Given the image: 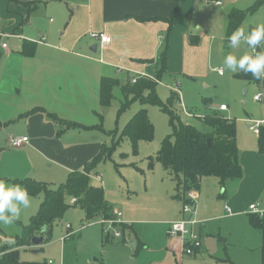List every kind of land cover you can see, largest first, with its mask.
Returning <instances> with one entry per match:
<instances>
[{
	"label": "crops",
	"instance_id": "1",
	"mask_svg": "<svg viewBox=\"0 0 264 264\" xmlns=\"http://www.w3.org/2000/svg\"><path fill=\"white\" fill-rule=\"evenodd\" d=\"M226 1L216 6L211 0H0V180L13 184L33 180L57 190L70 174L85 170L109 146L105 131L100 129L107 109L100 101L102 79L116 78L123 86L131 75L146 73L155 78L164 53L167 64L163 77L174 81L177 76L192 77L210 45L209 32L219 37L225 32L227 35L231 12L242 10L239 7L249 0H229L234 4L229 12L219 9ZM101 32L112 38V44L103 51L98 46L93 52L98 42L91 33ZM3 44L8 45L6 49ZM174 89L175 86L171 91ZM121 96L122 102V91ZM220 106L207 105L206 109L212 115L228 111H220ZM59 121L82 127L68 129ZM14 137H28L29 142L13 148L9 141ZM100 165L90 173L91 183L93 180V186L104 190L109 214L121 212L123 221L114 230L121 232L122 238L104 232L103 244L115 241L130 245L109 248L102 257L86 264H183L188 256H181L180 241L167 237L170 224L183 219L178 207L171 204L172 213L162 214L161 223L160 218L143 219L149 214L130 207L135 191L110 187L107 177L97 171ZM169 175L174 193L167 198L175 203L176 182ZM257 178L263 182V178ZM238 180L242 185L246 181L244 176ZM113 192L117 199L109 197ZM197 192L200 195V189ZM31 197L32 207L21 213L28 224L45 198L44 194ZM72 200L66 198L71 207L79 206L71 204ZM234 200L229 198L225 211L231 216L246 214L247 207ZM83 213L89 221L85 210ZM210 214L199 210L197 221L209 220ZM97 217L100 221L108 219L99 215L94 218ZM203 225L200 222L195 230L201 232ZM52 231L53 227L50 234ZM47 232L48 229L36 237L45 240ZM20 247L4 245L0 237V250L10 252Z\"/></svg>",
	"mask_w": 264,
	"mask_h": 264
},
{
	"label": "rangeland",
	"instance_id": "2",
	"mask_svg": "<svg viewBox=\"0 0 264 264\" xmlns=\"http://www.w3.org/2000/svg\"><path fill=\"white\" fill-rule=\"evenodd\" d=\"M252 4L253 2L249 0L239 8L247 10ZM233 8L234 4L227 0L219 9L229 12ZM261 24H264V7L254 14H249L240 28L247 35L252 28ZM209 34L210 45L205 49L201 66L196 68V73L192 77L177 76V81L165 76L157 85L156 93L167 103L172 88L177 87L178 103L174 107L175 114L183 123L201 131L207 129L202 122L203 117L214 114L206 109L207 105L214 108H219L221 104L226 105L228 111L220 113V116L223 115L225 119H230L237 125L238 147L246 181L242 185L241 181L232 180L222 186L217 177L202 178L195 218L197 220L199 210L205 215L211 213L209 216L215 218L208 216L209 220L199 221L204 223L202 231L200 232L198 228L196 231L201 236L203 249L195 256L185 257L183 264H264V229L253 227L248 215L255 213L249 210L250 204L253 203L261 212L258 215L264 216V154H260L258 150V134L250 130L251 123L254 125L263 123L264 127V85L237 78L241 71L233 73L224 69L223 61L226 55L233 54L237 57L251 55L254 48H250L242 41L238 48L232 49L228 47L229 33L226 35L225 32L223 37H219L215 32ZM255 49L257 54L264 52V48ZM219 69L224 71V76L219 75L217 72ZM115 95L114 102L104 110L100 122L112 154L97 171H100L103 177H107L110 187H115L116 191L124 189L128 192V188L135 191L132 195L134 201L130 207L136 212L149 214L142 217L143 219L160 218L161 223L162 214L168 216L172 213L171 204L177 206L181 213L184 205L182 202L174 203L173 199L167 198L171 192V196L174 193V183L162 163L155 160L151 165L149 160L150 157L157 155L164 140L173 133L170 116L159 106H143L140 101L134 102L126 112L120 114L122 99L120 89L115 90ZM256 96H262V100L255 101ZM141 109L148 111L150 121L154 125V137L151 141L140 142L138 150L135 151L129 139L120 141V137L127 123ZM257 176L263 178L262 183L258 181ZM92 184L94 185L93 180ZM109 197L117 199L115 198L117 193H109ZM229 198H234V201H238L249 211L246 210V214L229 215L225 211ZM25 217L21 216L12 225L0 226V237L4 240V245L17 247L24 237L20 223L28 224ZM88 223L93 225L88 226ZM100 223V217L85 220L81 207L73 206L54 223L52 233L45 234L41 247L34 248L32 244L18 248L20 261L32 264H49V261L54 264H86L88 260L93 261L95 257H102L103 252L109 248L130 245L114 241L105 246L102 235H105L104 231L108 226H103V231ZM114 228L115 231L118 230L117 226ZM70 235L73 237H69ZM34 251L38 253L34 254Z\"/></svg>",
	"mask_w": 264,
	"mask_h": 264
},
{
	"label": "trees",
	"instance_id": "3",
	"mask_svg": "<svg viewBox=\"0 0 264 264\" xmlns=\"http://www.w3.org/2000/svg\"><path fill=\"white\" fill-rule=\"evenodd\" d=\"M263 7L264 0H255L247 10H234L229 16V36L240 28L241 23L249 14H254ZM166 64V53H164L158 63L159 70L156 77L154 79L141 77L135 84H132L131 78L126 85L122 86L121 80L104 77L101 81L100 101L104 108L110 107L115 99V89L121 88L124 100L121 102L120 114L126 112L134 102L140 101L143 106H159L170 116L173 133L164 140L157 155L150 157L149 160L151 165L155 160L159 161L173 176L177 191L175 199L186 204L188 203L187 193L192 189L199 190L203 177H217L222 186L232 180L242 178L237 125L220 115H210L202 119L207 128L205 131L183 123L174 111L178 103L177 92L171 91V97L167 103L163 102L156 93V87L165 73ZM236 77L264 85V79L256 80L250 73L241 72ZM51 117L57 120L55 116ZM59 122L65 124L68 129L82 127L76 123ZM100 129H102L101 126ZM153 137L154 125L150 121L148 111L141 109L125 126L120 141L125 138L129 139L134 150L137 151L140 142L151 141ZM258 137L259 151L264 154V127L261 128ZM111 151V148L105 147L92 162L87 164L85 170L70 174L67 182L57 190H51L47 185L33 180L18 182L27 189L30 196L44 194L45 198L39 212L31 218L28 225L22 226L24 237L17 247L31 246L32 239L41 234L44 228L48 229L47 234H50L54 223L71 208L66 201L67 197L77 200L75 205L85 210L88 220L97 215L106 218L113 216L109 214L110 209L105 202L104 190L93 186L90 178V173L96 167L111 158ZM250 222L256 229H264V218L258 214H251ZM0 253L3 254L0 264H22L18 250L8 252L2 249Z\"/></svg>",
	"mask_w": 264,
	"mask_h": 264
},
{
	"label": "built area",
	"instance_id": "4",
	"mask_svg": "<svg viewBox=\"0 0 264 264\" xmlns=\"http://www.w3.org/2000/svg\"><path fill=\"white\" fill-rule=\"evenodd\" d=\"M225 0H215L212 1L216 6H222L224 4ZM91 38L98 42V46L103 51L112 44V38L106 33H91ZM162 39V38H161ZM42 42H45V39L42 40ZM7 44H3V48H7ZM259 47V46H258ZM252 55L257 54V49L252 50ZM121 70V69H120ZM220 76L224 75V71L222 69L217 70ZM141 77H151L150 75L143 73V74H137V75H131V82L132 84L137 83L138 79ZM174 91L178 92V88L176 87ZM262 100V96H256L255 101L259 102ZM228 107L226 105L220 106V111H227ZM263 126V123H259L254 125L253 123L250 124V130L252 132H255L256 134H260V130ZM29 142L28 137H14L11 138L9 143L10 146L13 148L21 147ZM199 195L197 190L192 189L190 190L186 195V200L188 203L183 205V219L172 222L170 224L169 230H168V237L172 239H177L180 241L181 244V256H189L192 257L197 254L199 250L202 248V241L200 235L196 232L195 227L199 224V222L195 218V212H196V205L198 201ZM77 200L73 199L71 204H76ZM250 211L255 212L254 214H261L259 212L256 205L250 206ZM123 224L122 221V213L115 211L114 215L111 218L104 219L101 221V225L108 226L107 229H105V234H112L118 238H122L121 232H114V227ZM68 228H70V225H68ZM49 264H54L52 261H49Z\"/></svg>",
	"mask_w": 264,
	"mask_h": 264
},
{
	"label": "clouds",
	"instance_id": "5",
	"mask_svg": "<svg viewBox=\"0 0 264 264\" xmlns=\"http://www.w3.org/2000/svg\"><path fill=\"white\" fill-rule=\"evenodd\" d=\"M228 47L236 49L241 42L250 48H264V24L255 27L249 34L242 28L235 30L228 38ZM224 69L233 73L241 71L251 74L256 80L264 79V52L239 57L228 54L224 57ZM32 207V197L27 189L19 184L0 180V226H9L18 221L25 209Z\"/></svg>",
	"mask_w": 264,
	"mask_h": 264
},
{
	"label": "water",
	"instance_id": "6",
	"mask_svg": "<svg viewBox=\"0 0 264 264\" xmlns=\"http://www.w3.org/2000/svg\"><path fill=\"white\" fill-rule=\"evenodd\" d=\"M97 49H98V45L95 44V45L93 46V48H92V51H93V52H97ZM45 231H46V228L43 229L42 233H44ZM43 241H44L43 237H34V238L32 239V244H33L35 247H39V246L42 245ZM33 253H34V254H37L38 251H34Z\"/></svg>",
	"mask_w": 264,
	"mask_h": 264
}]
</instances>
